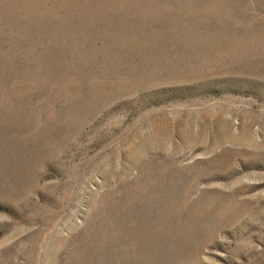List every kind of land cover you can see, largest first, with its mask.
I'll return each instance as SVG.
<instances>
[{
  "label": "rangeland",
  "instance_id": "obj_1",
  "mask_svg": "<svg viewBox=\"0 0 264 264\" xmlns=\"http://www.w3.org/2000/svg\"><path fill=\"white\" fill-rule=\"evenodd\" d=\"M0 264H264V0H0Z\"/></svg>",
  "mask_w": 264,
  "mask_h": 264
}]
</instances>
